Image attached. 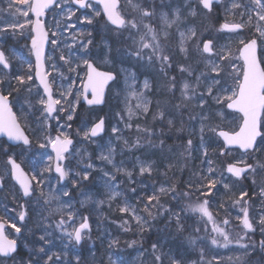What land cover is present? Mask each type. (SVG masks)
Segmentation results:
<instances>
[{"label": "snow or ice", "instance_id": "snow-or-ice-1", "mask_svg": "<svg viewBox=\"0 0 264 264\" xmlns=\"http://www.w3.org/2000/svg\"><path fill=\"white\" fill-rule=\"evenodd\" d=\"M196 5L193 7L191 0H124L123 6L121 0H9L7 11L13 21L0 26V45L8 44L9 39L24 42L35 63L24 61L15 45L11 50L0 46V137L7 138L0 142V155L6 157V167L0 171L15 181L16 191L24 200L18 204L15 217L8 213L16 209H9L7 205L0 213V264H80L82 251L75 252L74 260L65 257L73 248H80L91 239V225L87 215L73 210V191H80L84 182L95 184L94 172L99 174L109 204L122 195L117 173L126 177L130 184L143 185L144 180H135L134 174L150 179L159 169L149 157L135 156L132 169L125 167L123 160L117 163L118 145L114 140L123 141L121 155L125 148L131 152L145 147L159 148L163 153L165 139L172 138L169 133L173 129L183 132L186 122L191 124L192 131L181 155L190 158L198 151L201 163L207 168L193 173L197 177L195 183L190 180L187 190L179 195L190 198L196 192L199 196L196 201L179 207L177 184L168 183L161 184L151 194H137L135 205L127 199L122 200L118 210L125 215L120 226L125 232L135 231L140 236L139 241L133 239L128 246L142 244L143 234L152 233L153 222L162 221L163 227L156 229L157 238L151 243L150 251L139 250L140 264H146L144 254L151 257L153 264H165L166 259L168 264H222L224 256L220 249L233 253L227 257L232 264H264V183L260 184L258 193L255 191L256 177L264 174V56L257 55L258 42L264 47V0H249L247 4L242 0H196ZM218 6H223L225 17L240 15V22L225 19L220 23L217 15L218 27L202 30L196 24V17L202 13L214 14ZM81 9L85 13L76 17L79 23L92 26L103 22L109 35L96 41L92 30L87 31L86 36L83 31L71 32L75 23H62L57 19L72 21ZM237 9L242 11L236 13ZM47 15L52 16V23L45 19ZM248 25L255 29L256 35L240 38ZM225 35L238 38L235 52L229 45L220 44ZM173 41L174 46H170ZM97 47L101 48L105 64H127L128 67L122 66L119 72L100 70L93 51ZM47 48L59 51L60 55H48ZM13 58L27 63V72L17 71L12 64ZM193 59L203 68H193ZM81 66L85 70L83 76L78 71ZM140 69H156L165 81L169 99L157 100L155 110L151 107L149 93H156L149 80L144 79L142 88L138 86ZM121 73H124L122 86ZM68 74H74L75 78ZM64 80H68L66 87ZM113 88L124 95V109L117 115L125 128L131 130L134 118H147L151 112V120L159 121V132L136 123L138 135L135 142L130 143L122 129L113 125L114 140L110 138L102 143L105 119L97 117L90 123L89 117L93 114V106L106 103V89L111 92ZM21 91L28 93L23 102L14 95ZM17 106L18 111H14ZM78 109L81 110L80 124L75 136L85 145H96L92 155L77 147L70 132ZM30 114L36 116L34 122L43 134L36 138V145L47 155L45 166L31 174L25 172L9 152L13 145L31 148L33 141L25 131ZM228 115L235 121L231 128L223 126ZM177 116L181 118L179 127ZM197 124L198 146L192 139ZM207 133L212 134L207 139L220 149L218 157H225L219 167L209 154ZM176 139L184 138L177 136ZM49 148L51 153L47 152ZM236 150L240 155L233 156ZM229 156L232 159H227ZM77 157L84 167L73 172L70 161ZM96 160L101 163L97 164ZM108 165L115 171L109 170ZM175 166L167 164L160 174L167 176ZM53 172L56 186L50 183ZM4 175H0V189L4 188ZM249 180L253 186L251 193L244 187V182ZM131 191L136 193L137 188ZM83 195L87 198L80 201L81 206L92 199L86 193ZM217 195H221L219 201L215 200ZM167 197L177 204L162 202ZM254 197L260 201L255 214L252 212ZM95 202L104 204L105 200ZM232 208L237 209L235 220L238 223L235 224L229 218ZM221 210L223 218L218 219ZM185 212L192 216L183 215ZM33 215L36 231L29 227ZM193 217L197 219L189 225ZM232 228L238 229L235 236ZM8 229L13 232L9 233ZM257 232L258 240L254 238ZM176 241L180 247L174 250ZM118 243L113 240L109 249ZM54 248L58 250L53 251ZM24 251L27 260L21 255ZM190 251L198 254L196 260L187 258ZM108 261L119 264L112 255Z\"/></svg>", "mask_w": 264, "mask_h": 264}, {"label": "rangeland", "instance_id": "rangeland-1", "mask_svg": "<svg viewBox=\"0 0 264 264\" xmlns=\"http://www.w3.org/2000/svg\"><path fill=\"white\" fill-rule=\"evenodd\" d=\"M8 2H9V0H0V26H3L6 23H11L13 21V18L8 14V11H7ZM225 2H227V0H225ZM242 2L247 4V3H249V0H242ZM122 3L124 4V0H122ZM191 4H192L193 7H196L197 6L196 5V0H191ZM217 9H218L217 13L219 15L224 16V18H225V13H224L223 6H218ZM56 11L59 12L60 10L57 9ZM234 11L236 13H239V12L242 11V9H237V10H234ZM84 13L77 12L76 16H74L72 18V21H63L62 17H57V19H61L62 23L63 22L75 23L76 27L74 29H72L71 32L83 31L85 33V36H86L87 31L92 30V36L95 38L96 41H99L101 39V37H105V36L109 35V33L107 32V29L104 27L103 22L100 23V24H94L92 26L79 23V21L76 19V17L82 16V14H84ZM199 17L198 18L196 17L197 18L196 19V24L198 26H200L202 30L204 28H207L209 30H214L215 27H218L217 24L213 25V20H215V19H211V18H209V16L205 15V17H206L205 22H208L207 25H206L205 22L204 21L202 22V19H200ZM225 19H227L230 22L234 20L235 22L239 23L240 20H241V17L238 14L235 15V16L234 15H228ZM245 19H246V17H245ZM46 20L49 23L53 22L51 15H47ZM157 23H158V21H157ZM173 31H175V29H173ZM65 35H71V33H65ZM250 35L254 36V35H256V33H255V29L251 25H248L242 30V36L240 38H248ZM220 44L221 45H229L232 48L233 52H235L236 48L238 47V38L235 37V36L229 37V36L225 35L223 37V39L220 40ZM6 45H7L6 47H5V45H0V46H3L5 48L11 50L13 45H15V49H16L17 54L19 56H21L24 61L30 60L32 62L31 56L28 53V49L24 46V42L21 41L19 43H16L15 41H12V40L9 39V43L6 44ZM170 46H174V41L171 43ZM93 51H94V55L97 56V59H96L95 63L97 65L101 66V67L110 68V69H113V70H115L117 72L120 71V68L122 66L123 67H128V65H126V64L125 65H121L119 63H116L115 65H113L111 63L105 64L103 62V55H102V52H101V48L97 47ZM46 53L48 55H54V56H57V57L60 55L59 51L53 52V50L51 48H48ZM259 54H260V57L264 56V47H260L259 46ZM113 55H115V52L113 53ZM117 59H119V58H117ZM191 63H192L193 68H197V67H199L201 69L203 68V66L201 64H199L196 59H193L191 61ZM12 64L15 66L17 71L27 72V70H28L27 63H22L21 60L13 58L12 59ZM132 70L134 71L135 69H132ZM78 71H79L80 75L83 76L84 71H85L83 66H81V68H79ZM170 71H173V74H175L177 76L180 75L178 73V71H174V70H170ZM144 74H145V76H144ZM54 75H55V73H54ZM68 75L70 77H72V78H75L74 74H68ZM138 76H139L138 86L140 88L143 87V81L146 78L149 80L150 85L152 86V88H153V82H154L153 78L155 76H158L160 78V81H161V75L158 73V71H156V69H140V71L138 73ZM123 77H124V73H121L120 74L121 86L123 85ZM5 79H7V78L5 77ZM63 84L66 87L67 84H68V80H64ZM77 87H79V81L77 82ZM34 91H35V86H34ZM109 93H110V97H109L110 98V102L104 108L93 110V114L89 117V122L91 123L97 117H104L105 123H106V125L108 124L109 129H108V136H106L103 139V141H101L102 143H107L110 138H112L114 140V138L112 136V126L113 125L118 126L120 129H122L123 136L126 139H128L130 143H134L135 140H136V137L138 135V133L135 130V125L136 124L134 125V121H136V119L134 118L132 120L133 128L131 130H128L127 128H125V124L121 121L120 115H117V113H121L122 110L124 109V103H123L124 95H123V93H119L118 94V89H115V88H113L112 91L109 92ZM14 95H16L19 98H21V102H23V97L27 96L28 93L24 92V91H21L19 93H14ZM149 96H150V99L152 100V103H153V96L154 95L149 93ZM158 100H160V96H159ZM33 103L35 104V96L34 95H33ZM110 104H113V106L111 107ZM18 107L19 106H17V109H18ZM36 107L38 108L39 105H36ZM192 110H194L195 112L199 111V109H192ZM80 111L81 110L78 109L77 118L74 119V121L72 122L73 127L70 130V132L73 134V136H75L76 128L80 124V119H79ZM31 117L36 119V116L30 114L29 119H31ZM148 118L151 119V112L149 113L147 118H141L139 121L144 123V122L147 121ZM124 119L127 120L126 114L124 115ZM176 119H177V127H179L181 118L179 116H177ZM185 120H186V117H185ZM150 122H151V124L148 125V127L155 129L157 131V133H158L159 132V127H158L159 121L158 120L157 121H152L151 120ZM137 123H139V122H137ZM139 124L142 127L145 126V125H143L141 123H139ZM234 124H235V121L233 120L231 115L226 116V118L223 120V126L225 128H231V127L234 126ZM27 126H28V129H29L28 130L29 135L31 136L33 142L36 143V138L37 137H42V135H43L40 132V130H39V125H36V126L31 125L29 123V120H28V117H27ZM183 128H184L183 132L177 133L176 130L173 129V131L171 133H169V135L172 136V140L170 141L171 144L170 145L165 144L164 152L168 153L169 152L168 149L171 148V151H170L171 155H174V156H176V158L178 157L179 159H181L180 162L189 163V160L192 161V159H193V154H192V156L190 158H186L185 156H182L180 153H182L183 149H184V147L181 146V145H182V143L186 142V139H187L189 133L192 131V127H191L190 123L186 122L183 125ZM198 129H199V125L197 124L196 125L195 134L192 136L193 143H194V145H197V146L200 144L199 130ZM53 135H55V133H53ZM211 135H212L211 133H207L206 134L207 137H210ZM177 136L183 137L184 139L183 140L176 139ZM75 137L77 139V142H75V143H76V145H77V147L79 149L85 150L88 155H92L93 153L96 152V145H94V144L93 145H85L84 143L78 141L77 136H75ZM115 142L116 141L114 140V143ZM208 142L209 141L207 139L206 140V144H208ZM210 142H212V141L210 140ZM35 143H34L33 147H31L30 149L25 150V151L21 150L20 152L22 153V161H25L26 165H29L31 167V171H40L45 166V164L47 163V155L44 154L45 150L39 149L37 147V145H35ZM212 144H215V143L212 142ZM123 148H124V145H123ZM146 148L147 147L142 148L141 152L144 149H145V151H151L149 148L148 149H146ZM117 150H118V148H117ZM124 150H125V152L127 154L129 153L130 156H133V160H132L133 161V165L135 164V159H134L135 156H140L141 159H144V157L142 156L141 153L138 155L139 150L138 151L137 150H133L131 152L128 151L126 148ZM180 150L182 152H180ZM9 152H11L13 154L12 148L9 149ZM47 152L49 153L48 150H47ZM117 153L118 154L116 156V162L119 163L121 160H123L122 157L124 155V151H123L122 155L120 154V151L119 152L117 151ZM156 153L161 155V151L160 150H156ZM193 153H195V152H193ZM238 155H240V153L238 151H234L233 152V156H238ZM257 155H260V154L258 153ZM227 158L228 159H232V156H229ZM3 159L6 160V157L3 156ZM78 159L79 158L77 157V158H74V159H72L70 161L72 169H73V172H79L84 167V164L83 163H79ZM4 160H0V165H1L0 169H3L4 167H6ZM129 161H130V158H129V160L126 163L124 162V166L129 168V169H132L133 165ZM95 162L97 164L101 163L99 160H96ZM151 162L154 163L155 161H151ZM66 163H68V162H66ZM217 166H219V164H217ZM107 167H108L109 170L115 171L114 169H112L111 165H108ZM0 172L3 174L2 171H0ZM118 174H120V173H117V176H118ZM93 175L97 176L96 183L95 184H89L88 182H84V187L82 189H80V191H78V192L75 191V190L73 191V194L77 193V199L74 200V198H73V200H72V208H73V210H75V211H77L79 213H83L84 215H87L89 217V223H90L92 218L102 221L105 218L107 212L110 213V216L114 215L115 214V208L119 209V207L121 206V201L124 200L123 196L121 195L120 197H117L116 200L111 201L110 202L111 206H110L109 202L107 201V197L105 195V189L103 188V183L99 179V174L97 172H94ZM71 177H72V174L70 173L69 180L71 179ZM263 177H264V174L258 175L256 177V181H257V184L255 185L256 193L259 192L260 184L264 183V180H263V182H260V181H262ZM7 180H9V178ZM50 183H51L52 186H56V180L52 176V173L50 174ZM128 184H130V183L128 182ZM68 186H69V188L71 187L70 184ZM244 187L248 188L250 190V192H251V190L253 188V186L251 184V180L245 181L244 182ZM98 189H99L100 192L96 193L98 191ZM120 190L122 192L121 184H120ZM8 191L10 193V196L7 195V191H6V194L4 196H2V194H0V201L6 203L8 208L11 209L12 204H10V200H13L14 193L11 190H8ZM37 192H39V190H37ZM83 193L88 194L89 196L92 197V199L89 200L86 205L81 206L80 201L87 198L85 195H83ZM193 196L195 197L194 194H193ZM197 198L198 197H195V198L192 199L190 197V198H188L187 201L184 199L182 202H180V205H181V207H185L188 203L196 201ZM65 199H67V198H65ZM101 199L105 200L104 204H97L95 202V201L101 200ZM200 199H204V197H200ZM254 201L255 202L253 204V210H252L253 214H255V211L259 210V208H260V201H259L258 197H254ZM256 204H258V205H256ZM3 211H4V207H2V208L0 207V212L2 213ZM17 212L18 211L16 209V211H12V213H13L12 215H11V211H9L8 214L10 216L15 217ZM230 213L231 214H230L229 218L233 220L234 224L238 223L235 220L237 209H235V208L230 209ZM183 214L185 216H192V214L188 213V212H185ZM220 218L221 219L223 218V212H221V217ZM196 219H197L196 217H193L192 220L188 221V224L191 225L193 223V220H196ZM34 220H35V216L33 215V220L30 221V223H29L30 227L35 226ZM78 222H79V217L77 218V223ZM90 225H91V223H90ZM8 231H9V233L13 232L12 229H9ZM95 231L97 232V228H95L94 232ZM231 231H232V235L235 236L237 231H238V229L232 228ZM94 232L92 231V226H91V239L88 240L86 243H84L82 246H80V248H73L71 250V254L74 255L76 251H82L83 252V256H86L89 259H91L93 257V256H90V255H93V253H94L95 256H98V254L96 252V248H97L96 247V245H97V241L96 240H97L98 237H97V235L93 234ZM186 234L188 235V233H186ZM201 235H203V233H201ZM254 238L257 239V240L259 239V233L258 232L256 233ZM54 251H56V249H54ZM219 251L224 256L222 264H232V262L229 261L227 259V257L233 255V253L228 251V250H226V249H220ZM68 257H69V255L66 256L65 259H67ZM196 258H198V254L195 252L194 260H196ZM134 260H136V259H134ZM106 262H108V260H107V256H106V253H105V257H104V259L102 261V264L106 263ZM166 262H167V259L165 260V263Z\"/></svg>", "mask_w": 264, "mask_h": 264}, {"label": "trees", "instance_id": "trees-1", "mask_svg": "<svg viewBox=\"0 0 264 264\" xmlns=\"http://www.w3.org/2000/svg\"><path fill=\"white\" fill-rule=\"evenodd\" d=\"M217 10L218 9L215 8L214 9V14H208L207 15V16H209V18L215 19V20H213V25L216 24V16L217 15L219 16L220 22L221 21H225V18H226V17L224 18V16H222V15H219L217 13ZM199 16L198 17L200 19H202V22L203 21L205 22V19H206L205 14H201ZM207 23L208 22H205L206 25H207ZM6 46L7 45H5V47ZM106 69L113 70V69H110V68H106ZM22 72H24V71H22ZM153 80H154L153 89L155 90L156 94L153 96L152 109L155 110L156 102H157L159 96H160V101H166L167 99H169L168 98L169 96L167 94L166 88L164 87V85H165L164 82L165 81L162 78V76H161V81H160V78L158 76H155L153 78ZM109 97H110V93L108 94L105 106L110 102V98ZM14 110L18 111V109H14ZM27 117H28L29 123L31 125H34V126L38 125V123L34 122L36 120L35 118L31 117V119H29L30 115H28ZM150 121H151L150 118H148L147 121L144 122V123H142L139 120H136V121H134V125L137 122H139V123H141V124H143L145 126H148V125L151 124ZM23 123H24V121H22V124ZM25 129L28 132V130H29L28 126ZM171 140L172 139H170V138H166L165 139V144H169ZM206 140H207V136H206ZM208 141H209L208 145H209V154H210V156L212 157V159L214 161H216V164L222 163L225 160V157H218V152L220 151L219 147L216 144H212V142H210V140H208ZM34 143L35 142L32 143L31 147H33ZM115 144L118 145V147H117L118 150L117 151L119 152L120 149L123 148V142L122 141H116ZM35 145H36V143H35ZM181 146L184 147V143H182ZM21 150L25 151L26 149H24L22 147H18V148L13 149L14 157L17 158L18 161L23 162V165H24L25 169L27 170V172L31 173L32 172L31 171V167L29 165H26L25 161H22V153L20 152ZM180 152H182V151L180 150ZM150 154L151 155H155L157 157L160 156L158 153H156V151L154 153L153 150L150 152ZM162 155H163L162 157L168 156V155H170V151L168 153L163 151ZM262 158H264V157H262ZM0 160H4L2 155H0ZM180 160L181 159H179L178 157L176 158V161L179 162L180 166H178L176 168H172L171 170H169L168 173H167V176L153 173V177L149 179L147 177H139V176L134 174L133 178L135 180H137V181L144 180V184L140 185V186H138L136 184H128L127 178L124 177L122 174H118L117 180L120 181V184H121L123 199L124 200L125 199L129 200L133 205H135L136 204V196H137V194L143 196L144 194H151L154 190H158V188L160 187L158 178H162V180L164 181L165 185L168 184V183H176L177 184V199L179 200V207H181L180 202H182L184 199L187 201L188 198L180 196L179 193L182 192V191H186L187 190L186 185L188 184V182L190 180L193 183H195L197 177L194 176L193 173H197L198 174L201 169L206 170L207 165L201 163L200 153L198 151L193 153L192 161H190L188 159L190 164L189 163H185V162H180ZM158 161H159V159L157 161H155L154 163H156ZM217 167H219V166H217ZM263 180H264V177L262 178V181H260V182H263ZM133 187L137 188V192L136 193H133L131 191V189ZM5 190L7 191V195H9V196H10V193H9L8 190H11L14 193V196H15V200L14 201H16V202H14V207L17 210H19L18 204H20V202H21L20 194L16 191V187L9 180H7V178L6 179L4 178V188L0 192L2 194V196H4L6 194ZM238 190L239 189H236L237 192H238ZM99 192L100 191L98 189V191L96 193H99ZM221 193H223V189H221ZM193 194L195 195V197L199 196V193L193 192ZM193 194L191 196L192 199L195 198L193 196ZM73 197H74V200H76L77 199V193H74ZM220 199H221V195H217L215 197L216 201H219ZM225 199H226V197H225ZM162 202H165L166 204H171V205L177 203V201L176 200H172L171 197L163 198ZM3 207H4V205H3ZM215 207H216V205L214 203L213 204V210H215ZM1 208H2V205H1ZM221 212H223V210H221ZM124 215L125 214H122V213H120L118 211V208H115V214L110 216V213L107 212L105 218L102 221L94 219V218L91 219L90 223H91V226H92V231L94 232L95 228H97V232L95 231L93 233L94 235H97V237H98L97 240H96L97 241L96 247L101 246V245H102V247H107L106 248V252H105L106 256H107V260H108V257L110 255H112L113 259H118L119 264H140V259L141 258L137 259V260H134V258L128 259L124 254H122L118 250H116L120 246H121V248L126 247V244L124 245L125 242H127V245H129V243L133 239H136L138 241L140 240V236L138 235V233H136L135 231L125 232L123 230V228L120 226L121 225V219H122V217ZM220 217H221V215L218 217V219H221ZM155 222L158 223L160 221H155ZM29 227H30V225H29ZM132 227H133V229H135V223L134 222H132ZM30 228H32L33 231H36V227L35 226H32ZM184 235L187 236L186 233H184ZM146 236H155V230H153L152 233L145 232L143 234V237H146ZM113 240H118L119 243L117 245H115L112 249H109V244ZM140 245H142V244L138 242L137 244L132 245V247H135V246L139 247ZM176 245L180 247L178 241H176L173 246H176ZM132 247H129V248L131 249ZM54 249H56V248H54ZM54 249H53V251H54ZM57 250L58 249H56V251ZM113 253H114V255H113ZM21 255L23 256V258L25 260H27L28 256H27V252L26 251L22 252ZM90 256H93V257L91 259H89L86 256H83V252H82L80 264H102V261H99L98 256H95L94 254L90 255ZM68 259H73L74 260V255L70 254ZM143 259L146 261V264H153V261H152V259H151V257L149 255L144 254L143 255ZM108 264H109V261H108Z\"/></svg>", "mask_w": 264, "mask_h": 264}, {"label": "bare ground", "instance_id": "bare-ground-1", "mask_svg": "<svg viewBox=\"0 0 264 264\" xmlns=\"http://www.w3.org/2000/svg\"><path fill=\"white\" fill-rule=\"evenodd\" d=\"M125 65V64H124ZM127 65V64H126ZM144 76H145V74H144ZM110 106L112 107L113 106V104H110ZM108 129H109V127H108V124L106 125V123H105V130H104V132H103V134L101 135L102 137H103V139L106 137V136H108ZM171 136V135H170ZM172 137V136H171ZM78 138V141L79 142H81V138L80 137H77ZM97 139H99V138H97ZM170 139H172V138H170ZM74 141L75 142H77V139H76V137L74 136ZM171 143H169V144H167V145H170ZM146 149H148V148H146ZM151 151L153 150V152L155 153V151L156 150H158V148H156V149H150ZM151 151H145V149L141 152V149L139 150V153H138V155L141 153L142 154V156L145 158V157H149L150 158V161H157L158 159H159V161L158 162H156V163H154L155 165V167L157 168V169H159V171L158 172H154V174H160V173H162L163 171H164V169H165V167H166V165L167 164H169V163H172V164H174V165H176L175 167H172V168H176V167H178V166H180V164H179V162L178 161H176V156H174V155H168V156H164V157H162L163 155V153H161V155L160 156H155V155H151L150 154V152ZM165 154V153H164ZM129 158H130V163H132V165H133V156H130L129 155V153L127 154L126 152H125V150H124V155H123V157H122V159L124 160V162L126 163L128 160H129ZM171 168V169H172ZM158 181H159V184L161 185V184H164V181L162 180V178H158ZM239 191V190H238ZM251 193V192H250ZM177 204V203H176ZM176 204H173V206H175ZM256 205H258V204H256ZM154 223V228H153V230H155V236H146V237H144V239H143V243H142V245H140L139 247H137V246H135V247H133V248H129V246L127 245V242H125L124 243V245L126 244V247H124V248H121V246L120 247H118V249H116V250H118L120 253H122V254H124L128 259H130V258H134V259H140L141 258V256H140V252H139V250L141 249V248H143V249H146V250H150V247H151V243L157 238V234H156V229L157 228H162L163 227V222L162 221H160V222H153ZM174 231V230H173ZM184 235V234H183ZM178 243H179V241H178ZM106 248L107 247H102V245L101 246H98L97 248H96V252H97V254H98V259H99V261H103V259H104V257H105V252H106ZM173 248H174V250H177V249H179V246H173ZM165 251L167 252V248L165 249ZM100 256V257H99ZM194 257H195V252H190L189 253V255H188V259H190V260H194ZM68 259V258H67ZM103 264H108V262H106V263H103ZM165 264H168V261L165 263Z\"/></svg>", "mask_w": 264, "mask_h": 264}, {"label": "water", "instance_id": "water-1", "mask_svg": "<svg viewBox=\"0 0 264 264\" xmlns=\"http://www.w3.org/2000/svg\"><path fill=\"white\" fill-rule=\"evenodd\" d=\"M81 10H83V9H81ZM47 50V49H46ZM257 55H258V49H257ZM33 57V56H32ZM33 60H34V63H35V58L33 57ZM37 82V84H39V81L37 80L36 81ZM107 90V89H106ZM105 95H106V92H105ZM101 106H103V105H99V106H93V107H101ZM87 107V106H86ZM228 111H230V110H228ZM103 134V133H102ZM101 134V135H102ZM1 138H4L5 140H7V138L6 137H0V139ZM8 143H12V142H8ZM13 146H15V145H13ZM49 150L51 151V149L49 148ZM53 154V156H54V153H52ZM54 173V172H53ZM55 174V173H54ZM13 182H14V184H15V181L14 180H12ZM16 185V184H15ZM17 187H18V185H16ZM23 199V198H22Z\"/></svg>", "mask_w": 264, "mask_h": 264}]
</instances>
